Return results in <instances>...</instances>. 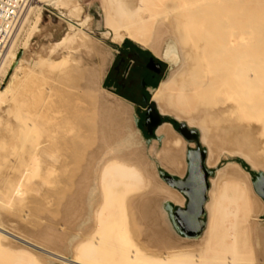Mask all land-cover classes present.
<instances>
[{
  "label": "bare ground",
  "instance_id": "1",
  "mask_svg": "<svg viewBox=\"0 0 264 264\" xmlns=\"http://www.w3.org/2000/svg\"><path fill=\"white\" fill-rule=\"evenodd\" d=\"M53 2L65 8L74 17H79L82 13L79 0H55ZM136 3H133L136 4L133 7L129 4V6L122 7V10H120L121 5L120 8L117 7V14L121 16L118 23H122V18L126 17L125 14L135 16L139 15L140 11H147L143 0ZM211 4L213 5L210 3L209 6ZM238 4L240 5L241 2ZM171 6H175L173 12L180 11L183 14L182 19L179 17L177 21V17L171 14V18L170 16L160 18L154 26L152 35H148L143 26L136 29L125 27L128 40L150 50L173 66L167 77L162 82L160 81V86L152 93L151 101L154 110L156 112L158 110L161 116L170 115L178 119H182L181 116H187L185 121L189 125L200 126L199 141L201 145L208 148L206 159L208 165H212L210 146L213 144L215 147L228 149L230 152H239L240 157L250 163L253 168L264 169V0H252L247 10L239 7L238 10L231 9L232 11H229L232 13L231 19L228 18L231 21L224 19L210 26V29H205L204 26V28H199L204 25L199 16L202 6L193 9L182 8L184 10L176 5ZM215 8L216 6L212 9ZM244 12L250 15L248 19L261 18L262 22L255 23L253 30H247V32L225 29L237 19L238 14L244 17L242 15ZM110 14L106 11V17L104 16L108 27V20L112 17ZM39 22H41L40 17L35 27L34 25V28L31 27L32 32L27 33L29 36L25 44L23 43L24 48L22 47V55L19 59V54L17 55L12 50L14 45L6 46L2 59H0V68L5 65L8 58H11L8 64L10 72L6 76L5 87L0 92V106L14 97L16 90L13 92L12 86L22 71L25 63L24 57L31 46L34 35L40 33ZM68 29L72 31L74 26L69 24ZM119 30H115L114 40L121 43L123 39L119 37ZM87 38L90 37L86 34L71 39V33L68 32L62 37V42L48 43L41 47L47 57L59 51L62 55L69 51L74 54L80 52L86 53L90 58H98V64L101 65L99 69L94 67L81 69L77 66V62L74 65L77 82L70 81L65 75L76 92L84 94L82 92L85 90L91 93V99L82 97L89 107L86 105L85 108L80 109L75 118V121L81 124L83 131L76 137L75 144H73L74 150L81 156L74 161L77 167L70 179L72 191L69 196L71 199L67 196L61 200L65 202L61 208L66 206L65 215L70 210L69 221L76 223L79 230L84 231L88 228L91 230L90 235L82 234L84 237L81 236L78 240L79 243L89 242L91 245L83 251L87 258L80 261L64 256L63 254H70L71 249L74 248L69 240L71 238L63 236L62 230L51 229L47 226H42L30 237L25 236L26 241L12 235L10 245L0 246V250L20 252L19 260L26 264H264V222H255L257 217L252 216L253 213L260 212L262 205L253 195L254 193L252 194L247 175L241 171V175L230 172L229 176H226L230 182L226 186L229 191L215 193L219 179H221L220 176H225L226 167L217 171V180L213 181L211 188L209 187V199L205 204L209 216L202 239L199 238L201 240L197 243L182 241L174 242L175 245L169 243L173 241L174 233L178 235L179 233L166 207L168 200L175 201L177 195L168 189L157 187L153 180L149 183L148 171L155 173L157 177L161 167L158 164H161L169 172L179 173L182 170V156L179 155H181L183 145H178L182 143L167 127L159 129L157 141L150 144L140 142V136L135 134L139 124L137 117L134 116L132 105L121 99L117 100L121 103L116 101L117 105L110 104L108 102L110 100L107 101L100 94L103 90L101 83L105 74L106 56L100 53L97 44ZM170 38L175 44L167 42ZM54 47L56 50L52 51L51 48ZM171 47L175 53L168 58L166 54L168 48ZM38 57L35 64L33 63L35 67H39L37 71H43V69L51 71V67L54 68V61ZM28 70L32 74V69ZM32 75H35L34 72ZM24 76L28 77V74ZM60 77L62 78L63 75ZM23 82L24 80L20 84ZM85 95L88 96L87 93L83 96ZM242 111L246 113L243 120L239 116ZM162 121H167V119L163 117ZM142 128L146 129L147 136H153L158 127ZM129 142L133 144H128ZM62 143L61 145L65 144ZM83 148L86 150L81 153ZM99 164L105 165V172L101 179L98 171L96 172ZM55 169L57 168L54 167ZM95 178L99 181L97 186L93 183ZM64 186L67 187L65 184ZM100 209L104 210L102 218L96 214L93 215ZM65 215L64 218H68ZM13 217L7 212L0 213V219L4 221H10ZM119 218L122 222L121 226L117 225L119 222L116 223ZM141 222L148 225V232L143 231ZM102 227L107 230L100 235L97 231ZM167 228L172 234L167 233ZM131 234L140 240L141 245L138 242L135 243L136 241L129 244L133 238L127 237L126 239L125 236ZM16 244L25 246L20 247ZM4 259L7 258L1 261ZM11 261L13 262V258Z\"/></svg>",
  "mask_w": 264,
  "mask_h": 264
},
{
  "label": "rangeland",
  "instance_id": "2",
  "mask_svg": "<svg viewBox=\"0 0 264 264\" xmlns=\"http://www.w3.org/2000/svg\"><path fill=\"white\" fill-rule=\"evenodd\" d=\"M53 1L55 0H31L29 4L25 7L23 13L21 14L13 30L11 40L8 44V45H14L12 46L14 47L12 48V50L13 52L17 53V55L21 53L22 49L24 48L23 43L25 44V40H27L28 38L27 36H29V34L32 32L31 30H33V28L37 24L36 22H38V18L40 17L41 22H39L38 24L40 33L34 35V39L31 42V46L29 47V50L26 52V55L24 57L25 63L23 65L22 71L20 72L19 76L16 77V80L12 86L13 92L16 90L14 93L15 98L13 97L6 104L0 106V114H1L0 115V213L7 212L10 216H14L10 221H4L0 219V246L10 245V243L12 242V237H13L12 235H16L19 237V239L26 241L25 236L30 237L31 234H33V232L34 233L37 232L38 230H40L42 226L45 227L47 226L48 228L51 229L62 230L64 232L62 233L63 236L65 235L71 238L69 240L73 244L72 247L76 249L72 248L70 254H63V255L81 261V260H86L87 255L83 253V251L91 245H89V242L79 243L78 240L81 239L82 234L90 235L91 230L90 228L84 231L79 230L77 228L76 223L74 224L73 222H71L72 220L69 221L70 210L68 209L69 212H67V215H65L67 211L66 206H63V209L65 211L61 209L62 205L65 204V202L63 203L61 200H63V198H66L67 196L71 199V197L69 196L72 191L71 189L72 187L70 185L71 182L70 179L73 176L72 175L73 171L77 167L74 161H76V159L81 156L78 152L74 150L73 144H75L76 137L83 131L81 124H78L75 121V118L78 115V111L80 109L85 108L87 105V103L83 98L89 97L91 99V95H90L91 93L90 91L86 92L84 90L85 92L83 91L82 93L84 94L87 93L88 96L86 95L83 96L84 94H81L78 91L76 92V90H74L73 87L67 81L66 76L70 81L77 82L76 79L77 74L74 70V65L77 62H78L77 66H79L81 69H84L85 67L86 68L94 67L96 69H99L101 65L98 64L99 63L98 58L97 59L96 57L90 58V56L87 55L86 53L83 54L80 52L74 54L72 53V51H69V52H65V54L62 55L61 52L59 51L51 55L50 57H47L46 53L41 50V47L44 44H48V43L62 42V37L65 36L68 32L71 33V39H74L75 37H79V36H85L87 34L90 37L87 39L97 44L100 53L106 56V63L104 64V72L106 73V70L111 65L114 59L115 51H117L120 45H123L126 42V40H128V38H126L127 34L125 32L126 31L125 27L128 26L131 29H136L139 28L140 26H143V28L146 30V33L148 32L147 33L148 35H152V33H154L153 32L154 26L157 25L156 23L159 22L158 20L160 18L166 16L167 17L170 16L169 18H171V15H173V17L174 16L175 18L177 17L176 20L178 19L177 21H179V17L180 18L183 17V14L180 11H174L175 13L173 12L175 6L173 7L171 5H176V7H180L181 9L182 8L193 9L202 6L201 7L202 11L200 12L199 16H201L202 18L201 23L204 25H202L199 28L201 29L205 27V29H210V26L216 23H220L224 19L225 21L226 20L231 21L229 19H231L232 13H229V11L231 12L232 10L235 9L238 10L239 8L247 10L252 0H229V1L227 0V2L225 0L224 1L222 0H143L145 2L144 4L147 7V11L146 12L140 11L139 15H135V16H129L128 14H125L126 17L122 18L121 24L117 22L119 21V19H121V16L117 14V9L120 8V5H121L120 10H122V7L124 8L129 5L132 7L135 6L137 4L136 2L140 0L137 1L136 0H79V5L82 8V13L79 17H74V15L72 16V14H70L65 8L55 5L54 4L55 2ZM187 1L189 3L191 1V3L189 4ZM168 2L169 4L173 2V4L169 5L167 4ZM238 2H241V4L239 5ZM210 3H213V5L211 4L212 6L211 5L209 6ZM168 6L171 8H169ZM215 6L216 8L213 10L212 8H214ZM218 6L220 8H217ZM32 8H34L35 10ZM165 9H167V11ZM216 9L218 10L215 12ZM33 10L37 12H34ZM225 10L227 13L225 12ZM28 11H30L31 14ZM106 11L111 13L110 15L114 18V20L112 17L109 18L108 20L109 27L106 26V20H105ZM171 11L172 13H170ZM209 12L211 13L213 12V13L211 14ZM166 13H168L169 15L168 14L166 15ZM222 13H224V15H222ZM176 14L178 15L176 16ZM238 15L236 16L237 21L234 20L233 23L226 26L225 29L227 30L229 29L230 31L233 30L239 32L242 31L247 32V30L248 31L253 30V28L255 27L254 26L255 23L257 22L260 23V21L262 22L261 18H254L252 20L248 19L247 17L250 15H247V13L245 12L244 14L242 13L244 17ZM211 16H213V18H211ZM213 19L214 21H212ZM140 21L141 23H138ZM194 22H196V20ZM239 22L241 23L239 24ZM124 23H126L127 25ZM69 24H72L74 26V29L72 31H69L68 29ZM18 29H20L21 32L20 30L18 31ZM115 30H119L118 32L119 37H122L123 39L121 43L114 40ZM14 39L17 40L14 41ZM13 42L15 43L13 44ZM131 42L134 43L135 46L143 48L137 43L133 41ZM167 42L169 44L171 43L175 44L172 38L168 39ZM99 45H101L102 48ZM186 49H188V47H186ZM51 50L55 51L56 48L55 47L51 48ZM168 50H170V52L174 51L173 47H171L170 49L168 48ZM38 56H40V58L41 57L45 58V60L48 59L54 61V68L51 67L50 69L49 66L48 68L51 71L46 69H43V71L42 70L37 71L39 67L38 68L35 67L34 64L36 59L39 58ZM160 59L162 60L165 66V72H164L165 73L164 79H165L172 70L173 66L169 62L163 60L162 58ZM10 60L11 58H8L5 65L0 68V72H1L0 92L3 89V87H5L4 84L6 82V76L10 72L8 70V64ZM30 64L31 66L29 67ZM28 69L30 70L32 69L31 73L33 74L34 72L35 75L30 74V71ZM26 71L29 72L27 73ZM48 72L50 75L48 74ZM43 73L45 74L43 75ZM27 74L28 77L24 76ZM61 75H63V77L65 78L64 79L63 77L61 78L60 77ZM23 80L24 82L20 84V82H22ZM86 80L87 79H85V81ZM109 92H110L109 90L105 89V90H101L100 94L107 101L110 100L108 101L110 104L117 105L118 103H121L120 101H117L120 99L113 97V95H111ZM104 93L107 96H105ZM149 103L152 104V101L150 100L148 104ZM153 103L155 104L156 102ZM130 105H132L133 107L132 110L134 111L133 112L134 116L137 117L138 119L139 125L137 126V131L135 132V134L136 136L137 135L140 136V142L150 144L151 142L157 141L158 140L157 132L159 131V129H161V127H167L168 129L171 130V132L174 134L176 139L179 140L180 143H182V144H178L181 146L183 145L182 149L184 150V151L182 150L180 153L181 155H179L180 157L182 156L181 157L182 170L179 173H172L169 172L167 169H165L163 165L158 164L161 167L158 170L157 177L155 173L151 172L152 173L151 174L150 171H148V175H149L148 181L149 183H151L153 180L157 187L159 188L161 187V189H168L172 193H175L177 195V199L175 201L178 202L179 204L183 203V205L181 206L184 207L186 203L185 196L178 189L170 186L164 180L163 177L165 175H171L174 178H180V179L186 178L188 171L187 152L190 150H196L198 148V145L196 142H191L187 140L179 132V128L182 125H185L189 130L196 131L197 136L199 138L200 126H197L198 127L197 128L196 126L189 125L185 121L187 116L186 117L181 116L182 119H178L170 115L161 116L160 112L157 109L156 110L158 112L159 118L155 122V124L150 123L151 126H149L145 115L146 112V110L144 109L145 107L136 108L133 104L130 103ZM182 114H186V113L182 112ZM239 116L243 120L244 117L246 116V113L242 111L239 114ZM163 117L167 119V121H162ZM245 119L248 120L247 118ZM141 126L145 128L146 127H150V128L158 127V128L155 130L153 136H147L145 132L146 129L141 128ZM60 138H62L61 141L63 140L62 141L63 143L60 141ZM61 143L62 144L65 143V144L61 145ZM128 144H133V143L129 142ZM201 144L202 143H200V146L202 149L206 151V157H207L208 148ZM52 145L55 147H53ZM62 147L63 149L64 147L66 148L63 150L61 149ZM210 148L212 150V155L210 158L211 160L210 163L212 165H208L206 162L207 169L211 171V175L208 178L209 187L211 188L213 181L217 180V171L223 167H226V172L224 171L225 176L223 177L222 175L220 176L221 179H219V184L215 191V193L217 192V194L225 190L229 191L228 188H226V186L230 182L226 176H229L230 172L237 173L238 175H241L240 171L242 173L244 172L247 175L248 181L251 185V189H252L251 191H253L252 194L254 193L253 195H255V197L260 201V204L262 205L260 212L256 213L257 216L255 213H253L252 216L253 218L257 217L255 222L257 221L264 222L263 219L264 201L254 192L251 184V176L249 174V171H252V176H256L261 172L264 173V169L253 168L250 165V163H247L242 157H240L239 152H230L228 149L215 147V145L213 144L212 146H210ZM66 149L69 152H67ZM83 149L82 152L80 150L81 153L85 152L86 150V148ZM46 150L48 151L46 152ZM64 151L66 154L64 153ZM62 156H64V158ZM53 165L57 169L54 170ZM67 171L70 172L68 173ZM97 171H98V176L101 179L105 172V165L99 164L96 167V172ZM107 179H109V177H107ZM93 181H94L93 182L94 186H97L99 183L97 178H95ZM61 182L63 185L62 184L60 185ZM64 184L66 186L68 184L69 185L65 187ZM58 187H60L61 189H57ZM62 187L64 188L62 189ZM65 188H69V189L66 190ZM208 199H209V191L207 193L206 203ZM178 203L174 202L172 208H174L175 204ZM122 206L124 207L125 205L123 204ZM62 213L65 215V217L68 218H64V215H62ZM94 214L102 218V216H104V210L103 209L97 210L96 212L93 213V215ZM208 216H209L208 212L205 209L202 219L206 221L208 219ZM61 220L68 222L63 223ZM117 220H119L116 221V223L119 222L117 225H120L122 223L121 219L119 218ZM141 225L143 231L145 233L148 232L149 230L148 225L145 222H141ZM254 225H256V223ZM104 230L107 229H105V227H102L97 232H99V234L101 235V233ZM204 230L205 228L203 229L202 233L195 238H185L183 235L181 234L178 235L175 232L174 235L172 236L173 241L172 242L169 241V243L172 245H175L174 242L177 241L197 243L202 239ZM167 233L172 234V232H170V229L168 228H167ZM83 237L84 236H82V238ZM127 237L133 238L131 240L132 242H130L129 244H132L133 241H136L135 243L138 242V244L141 245L140 240H138V238L135 235L131 234L130 236H125L126 239ZM76 241L78 242V244ZM245 241H247L246 238ZM16 245L20 247L25 246L23 244L21 245L16 244ZM58 253L61 254V252ZM18 256H20V252L18 251L15 252V251L0 250V257L7 258L4 259L5 261L3 260L4 262L1 261L3 258H0V264L2 263L26 264V263H21ZM12 258H13V262L11 261Z\"/></svg>",
  "mask_w": 264,
  "mask_h": 264
},
{
  "label": "water",
  "instance_id": "3",
  "mask_svg": "<svg viewBox=\"0 0 264 264\" xmlns=\"http://www.w3.org/2000/svg\"><path fill=\"white\" fill-rule=\"evenodd\" d=\"M21 55L22 54L19 53L18 59ZM152 66H155V64L151 61L149 68H152ZM148 105L147 123L151 126L149 119H153L155 124L159 115L154 110L153 104L149 103ZM180 132L184 137L185 135L183 132H192L195 134L198 148L187 152L188 171L186 178H174L171 175H165L163 178L170 186L178 189L188 200L185 208L178 207L174 211V214H171L173 220L174 217L176 219V229L178 233L185 238H195L202 233L206 226V221L202 219V216L205 212V204L209 190L208 178L211 175V171L206 167V151L200 146L197 132L189 130L185 125L180 127ZM249 174L251 176V184L254 192L264 201V173L261 172L256 176H252V171H249ZM171 209L172 207L169 206L168 211L170 212Z\"/></svg>",
  "mask_w": 264,
  "mask_h": 264
},
{
  "label": "crops",
  "instance_id": "4",
  "mask_svg": "<svg viewBox=\"0 0 264 264\" xmlns=\"http://www.w3.org/2000/svg\"><path fill=\"white\" fill-rule=\"evenodd\" d=\"M149 51L131 44L120 45L103 77L102 89L109 90L111 95L133 104L136 108L148 106L152 93L160 86L165 76L164 63ZM151 61L154 62V67L158 66L156 70L149 68ZM173 201L167 202V212L169 206L172 207L174 202L178 203ZM177 207L182 206L178 203L174 208Z\"/></svg>",
  "mask_w": 264,
  "mask_h": 264
},
{
  "label": "built area",
  "instance_id": "5",
  "mask_svg": "<svg viewBox=\"0 0 264 264\" xmlns=\"http://www.w3.org/2000/svg\"><path fill=\"white\" fill-rule=\"evenodd\" d=\"M31 0H0V59L9 44L13 30Z\"/></svg>",
  "mask_w": 264,
  "mask_h": 264
},
{
  "label": "flooded vegetation",
  "instance_id": "6",
  "mask_svg": "<svg viewBox=\"0 0 264 264\" xmlns=\"http://www.w3.org/2000/svg\"><path fill=\"white\" fill-rule=\"evenodd\" d=\"M174 52L172 51V52H170V50H168V53H167V57L168 58H170L171 56H172V54H173ZM153 68V70H156L157 68L156 67H152ZM145 110H146V112H145V115H146V119L148 120V106H146L145 108H144ZM149 123H154V120L153 119H149ZM141 128H142V126H141ZM179 132H180V128H179ZM181 133V132H180ZM183 134L185 135V137H186V139L187 140H189V141H191V142H196V140H195V134H193L192 132H183ZM188 202V200L186 199V203ZM186 203H185V206L183 207V208H185L186 207ZM178 208V207H177ZM176 210V208H172L171 209V211H170V216H171V214H174V211ZM171 219H172V221H173V223H174V225H175V227H176V219H175V217H174V220H175V222H174V220H173V218L171 217Z\"/></svg>",
  "mask_w": 264,
  "mask_h": 264
},
{
  "label": "trees",
  "instance_id": "7",
  "mask_svg": "<svg viewBox=\"0 0 264 264\" xmlns=\"http://www.w3.org/2000/svg\"><path fill=\"white\" fill-rule=\"evenodd\" d=\"M126 44H131V45H134V43H132L131 41H129V40H126V42H125Z\"/></svg>",
  "mask_w": 264,
  "mask_h": 264
}]
</instances>
